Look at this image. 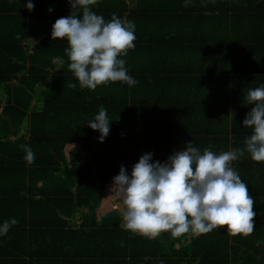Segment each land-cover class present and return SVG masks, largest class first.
Returning a JSON list of instances; mask_svg holds the SVG:
<instances>
[{
    "label": "trees",
    "instance_id": "obj_1",
    "mask_svg": "<svg viewBox=\"0 0 264 264\" xmlns=\"http://www.w3.org/2000/svg\"><path fill=\"white\" fill-rule=\"evenodd\" d=\"M147 1L133 0L132 7L129 0H103L105 20L115 13L135 24V47L120 58L138 83L110 82L94 91L81 89L68 69L67 40L51 37L55 20L71 14L68 2L31 0L29 11L22 0L8 8L17 29L15 40L0 45V224L18 223L0 235V264H264V228L233 236L221 227L182 243L186 234L132 233L117 211L96 219L121 163L130 176L142 155L163 163L190 141L201 152L244 149L253 129L243 120L255 106L246 95L264 85V0H187V6L177 0L170 3L180 6L175 13ZM185 34L195 35L191 43ZM39 35L27 51L23 41ZM54 57L65 62L43 86ZM39 84L41 107L28 113ZM101 107L110 120L103 142L87 122ZM70 142L83 148L82 159L75 150L66 160ZM21 144L31 146L33 163ZM232 167L253 207L264 206V162L245 151Z\"/></svg>",
    "mask_w": 264,
    "mask_h": 264
},
{
    "label": "clouds",
    "instance_id": "obj_2",
    "mask_svg": "<svg viewBox=\"0 0 264 264\" xmlns=\"http://www.w3.org/2000/svg\"><path fill=\"white\" fill-rule=\"evenodd\" d=\"M72 12L55 20L52 25L53 40L66 39L65 49L70 61L68 69L78 80L81 89L95 90L110 82L138 83L128 74L126 56L135 47V24L122 20L115 13L106 21L90 6L98 0H68ZM187 6V0L185 3ZM29 11L34 4L28 0ZM52 11V9H49ZM82 13V16H81ZM68 87L76 88L75 83ZM247 104L255 106L246 114L243 126L253 129L245 139L244 149L216 153L210 148L202 152L188 142L185 150L175 152L164 163L152 162V153L142 155L127 173L124 166L113 178L112 189L122 199L124 228L149 239L163 232L173 238L182 235L206 234L226 227L230 235L248 236L255 229L254 200L246 183L232 167L245 151L256 162H264V85L249 89ZM88 126L100 132L103 142L110 131V120L103 107ZM25 160L31 164L35 154L30 145H19ZM18 221L12 218L0 224V235H6Z\"/></svg>",
    "mask_w": 264,
    "mask_h": 264
},
{
    "label": "crops",
    "instance_id": "obj_3",
    "mask_svg": "<svg viewBox=\"0 0 264 264\" xmlns=\"http://www.w3.org/2000/svg\"><path fill=\"white\" fill-rule=\"evenodd\" d=\"M21 1L22 0H0V45L1 43H5L8 44L9 42H12L14 39L15 40V36H16V32L15 29H17L16 25H12L10 26V22L12 17L11 16V12H9L10 7L16 8L17 6L19 7V5H21ZM68 2V0H62V2ZM133 0H129V4L132 6ZM172 1H177V0H149L147 1L148 6L151 7H158L160 9H169L168 12H170V9L172 8L173 11L177 10V8H179L180 6H176L175 4H170ZM14 3V4H12ZM69 3V2H68ZM102 3L103 0H98V3L94 6H90L91 10L93 12H95L96 14L102 15L103 16V12L101 10L102 7ZM133 7V6H132ZM6 9H8V11H6ZM72 12V10L70 11V13ZM176 11H174L175 13ZM82 15V13H81ZM108 21V20H106ZM192 36H195L193 34H185L184 38L188 39L189 37V41L187 43H191L193 41V38H191ZM208 36H212L208 35ZM199 35H198V39H199ZM205 37L206 34H205ZM42 39V36L39 35L38 37H30V38H26L23 41V44L25 45V47H27V51L31 52L32 49L34 48V46L36 44H38ZM210 54L212 53V51L209 52ZM192 57L195 53L191 52ZM208 52L205 54L207 57ZM197 57H202V54H198V52L195 54L194 58ZM181 59V57H180ZM53 63H54V68L53 70H51V73L48 77V79L46 80L45 83H41L43 86L46 85L47 81L49 79L52 78V74L54 73H58L60 71V68L63 66L65 60L64 57H54L53 58ZM179 68V64L177 63V70ZM188 72V71H187ZM204 73H210V72H204ZM10 85L15 86L17 85V80L15 78H12L11 81L9 82ZM1 88V87H0ZM41 89V85H37L36 86V90L33 93V98L31 101V108L28 111V113L31 110H39L42 104L41 101V97L39 95V91ZM2 100L5 102L6 101V97L3 95ZM2 110V108H0V111ZM28 122V119L25 118L23 120V125L21 128V132H23L25 130V134H26V129H28V127H26V123ZM14 138V136L12 137ZM180 145L182 146V143H180ZM179 145V146H180ZM178 146H175L172 149L173 154L175 152L178 151ZM77 152L78 158H83L84 155V150L83 148L80 146L79 143L76 142H70L65 144L63 152L65 154L66 160L70 161L71 158V152L75 151ZM166 162V161H165ZM164 163V162H163ZM112 185L113 182H108L106 184L105 187V197L101 200L99 206L96 208V219L97 220H101L105 217L110 216L111 214L115 213L117 211V213L122 217L123 219V211H124V205L122 202V199L119 197V195L117 194V191L113 188L112 189ZM255 202V201H254ZM253 211L256 213L257 215V224H255V228H264V206L260 205V206H254L253 207ZM260 212V213H258ZM109 213V214H108ZM102 215H104V217H102ZM255 215V218H256ZM76 223H79V220H76ZM122 226L124 227V221L122 222ZM133 233V232H132ZM137 234V233H135ZM140 235V234H139ZM198 236L196 234H192V233H188L185 235V237H183V239L181 240L182 243H187L192 237ZM171 245H173L175 248H178L180 246V243H174L171 242Z\"/></svg>",
    "mask_w": 264,
    "mask_h": 264
},
{
    "label": "water",
    "instance_id": "obj_4",
    "mask_svg": "<svg viewBox=\"0 0 264 264\" xmlns=\"http://www.w3.org/2000/svg\"><path fill=\"white\" fill-rule=\"evenodd\" d=\"M121 166H122V163L120 164V168H121ZM119 172H120V170L115 174V176L118 175ZM115 176H114V177H115ZM108 214H109V213H108ZM102 217H104V215H102ZM133 233H135V232H133Z\"/></svg>",
    "mask_w": 264,
    "mask_h": 264
}]
</instances>
